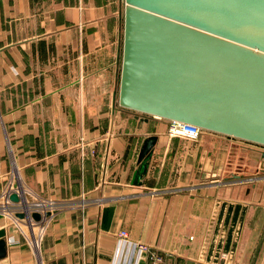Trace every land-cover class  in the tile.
Listing matches in <instances>:
<instances>
[{
	"label": "crops",
	"instance_id": "obj_1",
	"mask_svg": "<svg viewBox=\"0 0 264 264\" xmlns=\"http://www.w3.org/2000/svg\"><path fill=\"white\" fill-rule=\"evenodd\" d=\"M122 1L0 0V195L12 178L59 203L35 224L0 213V264H112L122 230L166 264H264V148L118 106Z\"/></svg>",
	"mask_w": 264,
	"mask_h": 264
},
{
	"label": "water",
	"instance_id": "obj_2",
	"mask_svg": "<svg viewBox=\"0 0 264 264\" xmlns=\"http://www.w3.org/2000/svg\"><path fill=\"white\" fill-rule=\"evenodd\" d=\"M123 3L118 106L264 146V0ZM155 141H143L133 184L146 174ZM258 157L264 161V150ZM6 256L0 228V260Z\"/></svg>",
	"mask_w": 264,
	"mask_h": 264
},
{
	"label": "built area",
	"instance_id": "obj_3",
	"mask_svg": "<svg viewBox=\"0 0 264 264\" xmlns=\"http://www.w3.org/2000/svg\"><path fill=\"white\" fill-rule=\"evenodd\" d=\"M203 129L191 123L171 120L169 126V134L171 136H182L190 140H197L200 138ZM84 142H80V155H84ZM11 193H16L19 196L18 202H13L9 199ZM29 192L23 189L19 182L12 180L7 182L3 192L0 195V213L18 219V213H25L29 224H35L31 217L32 212H38L40 215L51 212V214L59 208V203L55 200L47 199H28ZM50 216V215H49ZM31 218L33 222L30 221ZM20 219V218H19ZM39 232H42L43 226L39 227ZM13 241V240H12ZM8 243L11 239L8 238ZM149 254V255H148ZM131 255L133 264H140L147 261V264H166L163 257L157 255L150 250L147 243L141 241H131L128 232L122 230L117 235L116 247L112 257V264H125L126 257ZM148 255V257H147ZM146 257L148 260H146Z\"/></svg>",
	"mask_w": 264,
	"mask_h": 264
},
{
	"label": "rangeland",
	"instance_id": "obj_4",
	"mask_svg": "<svg viewBox=\"0 0 264 264\" xmlns=\"http://www.w3.org/2000/svg\"><path fill=\"white\" fill-rule=\"evenodd\" d=\"M122 8H123V1H122ZM122 12H123V10H122ZM122 31H123V26H122ZM243 143H250V144H252V145H255V146H258V147H262V148H264V146H262V145H258V144H255V143H252V142H249V141H243V140H241ZM36 237H35V239H34V246H35V248L37 249V238H38V234L37 235H35Z\"/></svg>",
	"mask_w": 264,
	"mask_h": 264
}]
</instances>
